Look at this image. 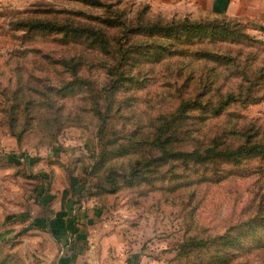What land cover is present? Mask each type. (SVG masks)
I'll list each match as a JSON object with an SVG mask.
<instances>
[{
    "label": "rangeland",
    "instance_id": "374dc122",
    "mask_svg": "<svg viewBox=\"0 0 264 264\" xmlns=\"http://www.w3.org/2000/svg\"><path fill=\"white\" fill-rule=\"evenodd\" d=\"M97 1L36 0L21 8L20 15L80 28L75 43L39 31L26 37L13 29L19 14H1L0 264H56L64 256L46 223L63 194L77 215L85 204L97 207L89 224L129 234L127 250L137 249L146 264H221L219 236L254 217L264 200V159L197 164L162 147L203 152L264 138V30L248 19L203 15L193 20L217 22L226 33L175 45L171 57L151 50L124 59V50L151 42L131 34L138 25L191 15L136 0ZM76 81L92 91L65 99L53 91L57 116L30 92ZM27 100L38 108L25 125ZM257 246L229 264H264Z\"/></svg>",
    "mask_w": 264,
    "mask_h": 264
},
{
    "label": "trees",
    "instance_id": "16d2710c",
    "mask_svg": "<svg viewBox=\"0 0 264 264\" xmlns=\"http://www.w3.org/2000/svg\"><path fill=\"white\" fill-rule=\"evenodd\" d=\"M76 1H86L92 2L95 5H98L97 0H76ZM148 7V6H147ZM50 9V8H49ZM47 14L55 13L56 10H53ZM144 11V10H143ZM145 12V11H144ZM34 13V12H33ZM37 12H35L36 14ZM222 17L219 20H229L227 16H218ZM196 19L191 16L184 17L183 20L175 21L173 20L171 23H166L162 25L159 22L152 24L150 26H142L141 24L137 26L136 29H133L132 35L134 36H146L147 38L151 39L149 44H136L134 47L128 48L124 50L123 56L125 59L129 56H137V55H148L150 54L151 50H154L153 53L155 56L158 57V54L161 56H168L171 57L173 54H177V50L175 45H183V44H191L195 39H201V41L211 38V36H219L220 33H226V27H222L218 25L217 22L212 23L210 21H202V20H193ZM218 19V18H217ZM232 20V19H231ZM229 20V21H231ZM14 23V32L16 31H24L26 37L29 36L31 32L34 31L44 32V33H55L60 34L61 37L59 39L62 41L63 44H67V41L70 37L74 38L75 36L79 37L80 32H84L80 28L74 27L71 24H59L56 20L50 18H41L38 15H20L17 19L13 21ZM104 24V22L102 21ZM228 30V29H227ZM31 33V34H32ZM87 37L94 38V42L99 45H103L105 43V38L101 35L102 33L99 31L93 32V30H89L87 33ZM164 40V42H158L157 39ZM87 39V38H86ZM156 39V40H155ZM73 42H76L74 38ZM140 49V50H139ZM81 55V53H79ZM78 54L72 55L71 60L72 62L76 61L80 63L79 58L77 57ZM201 59L204 56L200 57ZM65 60V59H62ZM82 60V59H81ZM213 61H219L218 64H228L226 62V57L223 59L222 57L215 56L212 59ZM68 61H64V65L67 66ZM74 68H75V63ZM41 82V81H38ZM90 83H82L81 81H76L72 83H64L58 89H53L54 87H44V89H31V93L36 97H40L45 102L46 109H50V112H53L55 116L58 114V109H54L53 106V98L51 94L53 91L56 92L60 98H67V97H75L81 94L91 92L89 90ZM84 87L83 92H79L78 90ZM34 88V87H33ZM15 97H18V94L15 93ZM95 103L98 101L95 100ZM32 100H27L26 103L23 105V112L25 117H23L22 122L25 125H28L29 118L32 120H36L34 117V113L27 117L26 114L28 112L34 111L35 105H32ZM17 113L13 111L11 113L10 122L11 125L15 128L17 126ZM53 121V120H52ZM258 135H251V137L246 140L244 145H240L236 148L229 147L225 149H218L217 147H213L209 145L204 149L203 152L199 150L193 151H184V152H172L166 149L164 145L163 152L164 153H176L174 154V159L180 160H188L190 159L191 162L201 164L206 163L208 161H216L220 159H224L227 161H239V160H246L251 157L254 158H262L264 159V138L256 137ZM252 137H255L253 140ZM158 140L161 142L160 137ZM178 156V157H176ZM264 199V196H263ZM70 226V224H68ZM68 226V228H69ZM218 240L220 241V247L223 248V256L221 258V264H229L232 261V258L236 256V254L241 255L245 251H249L247 249L251 248L252 244L258 245L257 248L264 249V200L260 204L258 208L257 214L250 218L249 220L242 222L236 226H234L227 234L219 236ZM186 252H182L185 254Z\"/></svg>",
    "mask_w": 264,
    "mask_h": 264
},
{
    "label": "crops",
    "instance_id": "0c3cea01",
    "mask_svg": "<svg viewBox=\"0 0 264 264\" xmlns=\"http://www.w3.org/2000/svg\"><path fill=\"white\" fill-rule=\"evenodd\" d=\"M36 0H0V29L3 19L1 14L24 13L25 8ZM148 3L154 11H171L178 8L192 17L203 15L238 17L255 22L256 29L264 30V0H136ZM28 8V7H27ZM263 32V31H262ZM64 198L58 203L54 215L46 221L47 227L62 250L63 257L56 264H146L143 255H138L135 248L127 250V239L119 229L97 230L91 226L96 216L97 207L83 205L79 213L71 210L74 204ZM42 224V222L39 220ZM112 222V221H111ZM45 223V222H44ZM70 224V226L68 225ZM110 226L114 227L112 223ZM69 226V228H68ZM72 241V244H68ZM63 252V251H62Z\"/></svg>",
    "mask_w": 264,
    "mask_h": 264
}]
</instances>
